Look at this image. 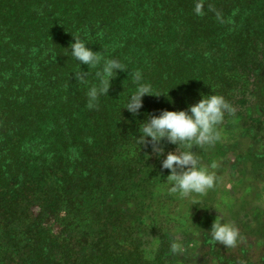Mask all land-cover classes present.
Here are the masks:
<instances>
[{
    "label": "trees",
    "instance_id": "trees-1",
    "mask_svg": "<svg viewBox=\"0 0 264 264\" xmlns=\"http://www.w3.org/2000/svg\"><path fill=\"white\" fill-rule=\"evenodd\" d=\"M73 37L127 67L92 109L86 92L96 70L68 56ZM80 71L89 73L84 82ZM137 71L164 95L144 96L134 117L121 107ZM250 80L253 106L264 105V0H0V264H167L145 262L136 238L174 204L173 193L162 194L164 156L136 143L138 127L202 95L232 107ZM239 111L228 120L244 118L243 133L262 141ZM161 144L165 154L176 150ZM190 151L210 167L219 147ZM255 158L259 168L264 155ZM240 209L251 223L234 216V247L204 237L205 264H264V228L252 229L264 226V211Z\"/></svg>",
    "mask_w": 264,
    "mask_h": 264
},
{
    "label": "rangeland",
    "instance_id": "rangeland-1",
    "mask_svg": "<svg viewBox=\"0 0 264 264\" xmlns=\"http://www.w3.org/2000/svg\"><path fill=\"white\" fill-rule=\"evenodd\" d=\"M251 83L250 80L246 86L239 85L240 88L234 95L236 98L234 110L244 112L245 117L249 120L253 119L254 124H257L256 128L260 130L258 135L264 138V105H260L261 102H259L257 107L253 106ZM246 109L248 110L246 111ZM232 115L233 112L226 113L221 125L218 126L221 139L214 144L215 148L219 147L218 156L210 167L203 165L209 173L215 176L213 187L199 198L192 196L180 199L177 198L180 197L177 193H173L172 203L174 204L171 207L169 204L165 205L166 207L160 209L161 213L159 217L157 215L158 219L148 222V224H156V227H151L152 231L148 229L136 235L141 257L145 262L154 263L162 256L163 261L167 264H176L177 262L205 264L201 252L203 238H210L207 230L215 219L234 223L236 222L233 220L235 216V220L243 218L245 223H249V217L244 216L243 211H239L241 210L240 206L247 203L264 211V179H255L256 173L264 172V161L259 165V168L256 167L255 162L256 155H264V139L257 144L254 143L243 133L244 118L235 117L233 120H228ZM247 122L249 123V121ZM222 124L225 125L222 126ZM241 156H244L243 160L240 159ZM239 161L245 162L247 176H240ZM169 187L170 185H167L163 189V196L169 195ZM250 187L255 191H251ZM263 228L264 226L261 227L259 224L252 229L253 232H258ZM210 242H212L211 238ZM257 253L261 254L260 251ZM255 256L259 258V255ZM208 263L216 264L214 261Z\"/></svg>",
    "mask_w": 264,
    "mask_h": 264
},
{
    "label": "clouds",
    "instance_id": "clouds-1",
    "mask_svg": "<svg viewBox=\"0 0 264 264\" xmlns=\"http://www.w3.org/2000/svg\"><path fill=\"white\" fill-rule=\"evenodd\" d=\"M202 7L200 3H196L194 12L200 14ZM86 45L84 40L73 37V42L69 45L70 51L65 50L79 65H87L88 68L96 70L95 83H92L86 92L87 107L92 109L97 106L101 96H106L110 80L117 71H124L127 67L118 59L105 57L101 52H94ZM88 75V72L75 73L76 79L81 82H84ZM131 83L133 90L127 94L121 108L126 109L134 117L139 114L143 106L144 96L164 95L155 92L138 71L132 74ZM233 111L234 109L223 96L202 95L199 101L188 105L185 110H161L158 115L149 114L139 125L136 143L150 148L151 153L157 158L164 156L160 167L169 171L166 181L170 184L171 193L189 198L193 194H203L213 187L214 174L201 166L197 154L190 149L193 145L211 147L218 142L221 139L218 126L224 120L225 114H231ZM162 141L176 145V150L165 154ZM179 145H184L187 150L178 151ZM207 233L213 241L224 247H234L239 238V230L234 223L216 219Z\"/></svg>",
    "mask_w": 264,
    "mask_h": 264
}]
</instances>
